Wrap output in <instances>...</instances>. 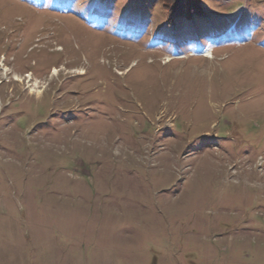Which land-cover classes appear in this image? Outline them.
I'll return each mask as SVG.
<instances>
[{
	"label": "rangeland",
	"instance_id": "1",
	"mask_svg": "<svg viewBox=\"0 0 264 264\" xmlns=\"http://www.w3.org/2000/svg\"><path fill=\"white\" fill-rule=\"evenodd\" d=\"M202 7L0 0V264H264V0Z\"/></svg>",
	"mask_w": 264,
	"mask_h": 264
},
{
	"label": "trees",
	"instance_id": "2",
	"mask_svg": "<svg viewBox=\"0 0 264 264\" xmlns=\"http://www.w3.org/2000/svg\"><path fill=\"white\" fill-rule=\"evenodd\" d=\"M149 4L154 0H141ZM156 1V0H155ZM162 4L163 10L169 15V23L173 20H198L204 17L202 0H157Z\"/></svg>",
	"mask_w": 264,
	"mask_h": 264
},
{
	"label": "bare ground",
	"instance_id": "3",
	"mask_svg": "<svg viewBox=\"0 0 264 264\" xmlns=\"http://www.w3.org/2000/svg\"><path fill=\"white\" fill-rule=\"evenodd\" d=\"M199 54L204 56V57H210L211 56L209 49L204 50L203 52H201ZM54 72H56V70H54Z\"/></svg>",
	"mask_w": 264,
	"mask_h": 264
}]
</instances>
